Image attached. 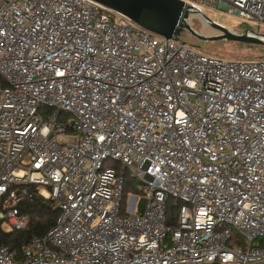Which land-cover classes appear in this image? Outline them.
Here are the masks:
<instances>
[{"label": "built area", "instance_id": "1", "mask_svg": "<svg viewBox=\"0 0 264 264\" xmlns=\"http://www.w3.org/2000/svg\"><path fill=\"white\" fill-rule=\"evenodd\" d=\"M181 1L191 26L227 10L262 34L264 0ZM36 197L54 226L0 264H264V60L92 0H0L2 232L28 228Z\"/></svg>", "mask_w": 264, "mask_h": 264}, {"label": "water", "instance_id": "2", "mask_svg": "<svg viewBox=\"0 0 264 264\" xmlns=\"http://www.w3.org/2000/svg\"><path fill=\"white\" fill-rule=\"evenodd\" d=\"M115 12L124 14L137 25L156 33L167 40H177L183 32H189L201 41L212 42L228 40L249 45L264 46V35L238 34L212 22L206 14L202 17L223 35L206 38L199 35L187 22L190 18V7L181 0H92Z\"/></svg>", "mask_w": 264, "mask_h": 264}, {"label": "rangeland", "instance_id": "3", "mask_svg": "<svg viewBox=\"0 0 264 264\" xmlns=\"http://www.w3.org/2000/svg\"><path fill=\"white\" fill-rule=\"evenodd\" d=\"M206 16L212 22L238 34L244 33L245 30L254 31V27L247 26L238 17L230 15L227 10L207 12ZM193 24V29L203 37L212 38L223 35L204 18H196ZM261 33L264 35V26L261 28ZM181 39L194 45L199 53L216 58L243 62L264 59V46L261 45H249L228 40L205 42L192 36L189 32H183ZM133 186L136 189H141V184L138 182H134Z\"/></svg>", "mask_w": 264, "mask_h": 264}, {"label": "trees", "instance_id": "4", "mask_svg": "<svg viewBox=\"0 0 264 264\" xmlns=\"http://www.w3.org/2000/svg\"><path fill=\"white\" fill-rule=\"evenodd\" d=\"M246 31V30H245ZM264 60V59H262ZM134 180L127 178L125 195L133 188ZM178 206L174 200L168 202V223L176 224V216L178 213ZM22 211L30 215V224L24 231L15 232L13 234H6L1 230L0 222V246L5 245L13 251H17L19 255L22 253V248L34 236L43 237L54 226L59 211L53 208L50 201L42 197H36L32 202H25L22 204Z\"/></svg>", "mask_w": 264, "mask_h": 264}, {"label": "bare ground", "instance_id": "5", "mask_svg": "<svg viewBox=\"0 0 264 264\" xmlns=\"http://www.w3.org/2000/svg\"><path fill=\"white\" fill-rule=\"evenodd\" d=\"M200 18H203V17L200 16Z\"/></svg>", "mask_w": 264, "mask_h": 264}]
</instances>
